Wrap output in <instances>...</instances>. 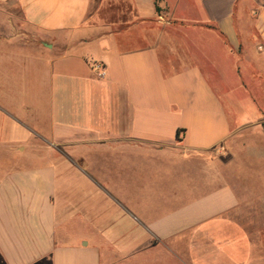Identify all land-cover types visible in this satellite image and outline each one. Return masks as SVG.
<instances>
[{
	"label": "crops",
	"instance_id": "0c3cea01",
	"mask_svg": "<svg viewBox=\"0 0 264 264\" xmlns=\"http://www.w3.org/2000/svg\"><path fill=\"white\" fill-rule=\"evenodd\" d=\"M179 1L0 0L1 264H264V0Z\"/></svg>",
	"mask_w": 264,
	"mask_h": 264
},
{
	"label": "rangeland",
	"instance_id": "374dc122",
	"mask_svg": "<svg viewBox=\"0 0 264 264\" xmlns=\"http://www.w3.org/2000/svg\"><path fill=\"white\" fill-rule=\"evenodd\" d=\"M166 1L170 2L172 0H166ZM183 1H184V5H183ZM195 1L198 2V0H195ZM178 3L179 5L182 4L185 7V10L183 11L184 12L183 14L185 15L184 16L180 15L181 19H184L186 21H192V22H194L198 18L205 19V16H203V14L197 15L195 13L197 11L196 6L198 5V3L196 4V2L192 0H180ZM178 3H176V5H178ZM188 7H191L192 9H196V11ZM193 14L195 16H193ZM12 51H15V50L13 49L10 50V52ZM11 57L13 58L8 61L7 60L2 61V62L0 61V81L8 79L10 80V83H12L14 82L15 79L27 75L26 73L27 66L23 63V60L21 59V61H19L18 59H16V57L13 54L11 55ZM260 89L264 90V87H259V90ZM0 95H2L3 99L10 101V103L13 105L14 108H19L23 104L22 95H21L20 88L18 85L16 86L11 85V84L1 85L0 83ZM250 113L252 114H250L246 118V120L253 121L251 122L252 124L241 128V132L239 134L233 135L234 144H233V150L231 151L232 153L231 159L236 158V157L246 158L247 152L251 151L250 149H248V147H252L254 145H258L256 148H258L261 154H264V130L262 128V123L264 122V115L259 120H257L258 116L253 115L252 111H250ZM246 120L245 122H247ZM19 122H22L21 118L14 117V116L5 117L4 114H0V123H4V124L9 123L7 126L11 128L18 127L17 130L22 129L19 127L20 126ZM0 137H1L0 146H3L7 149H9L8 147L10 146H14L16 141L17 142L18 141L29 142L30 139L38 140L32 134L27 133L25 130L20 131V133H17V134H13V133L4 134L3 133L2 135H0ZM218 163L221 164L222 161H218Z\"/></svg>",
	"mask_w": 264,
	"mask_h": 264
},
{
	"label": "built area",
	"instance_id": "2783aa9c",
	"mask_svg": "<svg viewBox=\"0 0 264 264\" xmlns=\"http://www.w3.org/2000/svg\"><path fill=\"white\" fill-rule=\"evenodd\" d=\"M91 70L95 73L96 77L100 80H102L106 77L105 68L100 63H93L91 65Z\"/></svg>",
	"mask_w": 264,
	"mask_h": 264
},
{
	"label": "trees",
	"instance_id": "16d2710c",
	"mask_svg": "<svg viewBox=\"0 0 264 264\" xmlns=\"http://www.w3.org/2000/svg\"><path fill=\"white\" fill-rule=\"evenodd\" d=\"M154 1L156 3L158 0H154ZM155 10H156V12H158V8L157 7H155ZM262 128L264 130V122L262 123ZM178 133H179V131L177 132V137H178Z\"/></svg>",
	"mask_w": 264,
	"mask_h": 264
}]
</instances>
